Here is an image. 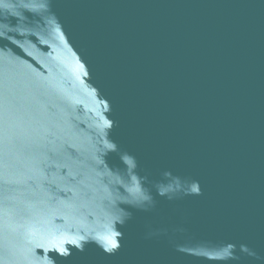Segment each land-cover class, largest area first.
<instances>
[{"label": "water", "instance_id": "1", "mask_svg": "<svg viewBox=\"0 0 264 264\" xmlns=\"http://www.w3.org/2000/svg\"><path fill=\"white\" fill-rule=\"evenodd\" d=\"M0 264H264V0H0Z\"/></svg>", "mask_w": 264, "mask_h": 264}]
</instances>
